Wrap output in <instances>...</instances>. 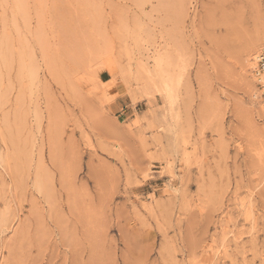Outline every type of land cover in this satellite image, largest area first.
Returning <instances> with one entry per match:
<instances>
[{
  "label": "rangeland",
  "instance_id": "rangeland-1",
  "mask_svg": "<svg viewBox=\"0 0 264 264\" xmlns=\"http://www.w3.org/2000/svg\"><path fill=\"white\" fill-rule=\"evenodd\" d=\"M254 47L264 0H0V264H264Z\"/></svg>",
  "mask_w": 264,
  "mask_h": 264
},
{
  "label": "bare ground",
  "instance_id": "bare-ground-1",
  "mask_svg": "<svg viewBox=\"0 0 264 264\" xmlns=\"http://www.w3.org/2000/svg\"><path fill=\"white\" fill-rule=\"evenodd\" d=\"M257 51H258V47L251 48L248 51L247 55H244L243 64L245 66L255 68L252 71V73L256 77L257 83L259 85V82H264V69H263V71H260L256 65V61L258 60V58H260V56L262 57V55H255V53ZM254 82L255 81L247 82L248 90L251 92V94H253V96H255L257 99H259V101L262 97V101H263V90L261 89L260 86L257 88V85ZM263 105H264V103H263Z\"/></svg>",
  "mask_w": 264,
  "mask_h": 264
},
{
  "label": "built area",
  "instance_id": "built-area-1",
  "mask_svg": "<svg viewBox=\"0 0 264 264\" xmlns=\"http://www.w3.org/2000/svg\"><path fill=\"white\" fill-rule=\"evenodd\" d=\"M258 64L257 67L260 71H263L264 69V55H262V57L260 56V58H258ZM261 84V89L263 90V96H264V82H260Z\"/></svg>",
  "mask_w": 264,
  "mask_h": 264
},
{
  "label": "crops",
  "instance_id": "crops-1",
  "mask_svg": "<svg viewBox=\"0 0 264 264\" xmlns=\"http://www.w3.org/2000/svg\"><path fill=\"white\" fill-rule=\"evenodd\" d=\"M124 87H125V85H120L119 84V85L116 86V89H117L118 92H120V91L124 90Z\"/></svg>",
  "mask_w": 264,
  "mask_h": 264
}]
</instances>
